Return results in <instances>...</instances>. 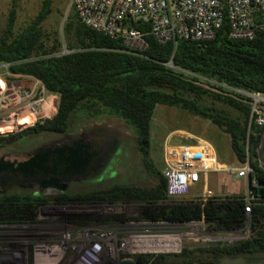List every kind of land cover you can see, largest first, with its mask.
<instances>
[{
	"label": "trees",
	"instance_id": "16d2710c",
	"mask_svg": "<svg viewBox=\"0 0 264 264\" xmlns=\"http://www.w3.org/2000/svg\"><path fill=\"white\" fill-rule=\"evenodd\" d=\"M53 0H43L37 14L17 27L13 5L0 30V65L11 75L40 81L48 94L57 97L55 114L18 132L0 134V150L43 134L68 135L81 125L115 118L133 130L136 149L146 174L147 187L114 184L91 192H57L52 196L35 191L12 190L0 195V223H35L40 208L111 207L136 205L139 214H73L60 221L78 227L112 226L129 221L199 222L209 233H233L248 227L247 240L234 244H210L183 248L179 254L139 255V264H224L244 256L264 255V172L255 155L263 127L247 103L212 92L194 81L212 82L230 91L264 97V33L251 41L229 38L224 18L214 39L158 43L149 26L133 24L145 33L147 49L133 53L121 40L111 39L85 26L71 11L62 32L45 31ZM67 53H62V50ZM243 98L242 95H238ZM157 106L179 109L209 122L229 137L237 163L246 160V144L253 174L261 188H250V212H244L245 195L207 197L183 201L167 195L166 180L151 158V121ZM126 257L122 256L121 258Z\"/></svg>",
	"mask_w": 264,
	"mask_h": 264
},
{
	"label": "built area",
	"instance_id": "2783aa9c",
	"mask_svg": "<svg viewBox=\"0 0 264 264\" xmlns=\"http://www.w3.org/2000/svg\"><path fill=\"white\" fill-rule=\"evenodd\" d=\"M70 6L85 26L121 40L133 53L147 49L145 33L133 29V24L148 25L149 34L160 44L177 39L212 40L224 18L229 23L231 40L251 41L264 33V0H71ZM7 67L0 65L7 76L0 79V134L18 132L51 118L57 106V97L48 94L40 81L11 75ZM252 111L257 114L256 125L263 127L264 117L258 115L255 107ZM163 151L162 175L170 198L187 195L201 177L210 173L244 179L249 189L258 187L248 157V143L246 160L229 165L220 164L214 146L201 139L180 144L167 142ZM249 189L245 194L246 214L253 200ZM42 208L35 223H0V264H119L122 256L179 254L183 240L195 231L200 232L198 237L207 245L223 244L221 234L236 233H209L203 221H129L88 227L60 220L46 223ZM159 238H178L179 245L167 251L165 241L161 245L155 242Z\"/></svg>",
	"mask_w": 264,
	"mask_h": 264
},
{
	"label": "rangeland",
	"instance_id": "374dc122",
	"mask_svg": "<svg viewBox=\"0 0 264 264\" xmlns=\"http://www.w3.org/2000/svg\"><path fill=\"white\" fill-rule=\"evenodd\" d=\"M43 0H0V30H2L7 22L9 10L13 5L16 6L17 19L16 26H24L30 19H32L39 11ZM71 0H53L52 14L43 24L45 31L59 30L62 32L63 25L67 15L73 11ZM66 50H62L64 53ZM3 69L0 68V79L5 80ZM206 82V81H203ZM209 85L217 86L216 84L206 82ZM29 84V83H28ZM224 89L229 90L227 87ZM260 96V95H259ZM263 99L264 97L261 96ZM264 103L260 101L259 103ZM253 109V108H252ZM50 110V109H49ZM255 112V111H254ZM260 117H264V113L258 111ZM193 117L176 108L165 106H157L151 121V158L155 164L164 168L163 164V150L164 145L169 142L172 143L176 137H184L183 131L175 130H188L195 133L201 130L193 125L190 118ZM193 119V118H192ZM100 134L108 142L110 140H117L118 147L114 152L113 157L110 159L105 170L98 176H86V178L76 180L71 183L67 191L73 192H91L100 189H106L114 184H134L138 186L147 187L152 184L151 178L148 177L143 169L139 153L136 149L133 130L121 120L115 118H103L98 122H90L84 125L78 123L75 127V132L70 134L73 139L87 138L88 135ZM214 144L216 145L217 152L222 155L226 154L224 144H227V136L222 135V140L218 136H212ZM58 135L43 134L36 137H29L16 143L13 147L0 150V158L5 157L6 160L12 161L13 159H24L27 153L35 149L56 141ZM189 139V138H188ZM191 139H199L192 137ZM105 141V142H106ZM96 151L100 150L99 145L95 146ZM220 154V155H221ZM101 156V155H100ZM231 163L236 164V161L230 159ZM230 163V164H231ZM216 184L215 188H211L209 193L211 196L225 197L231 195H245L247 189V182L244 179H234L233 177L220 173L215 175ZM12 190L25 191L20 188H10L6 192ZM44 195L52 196L56 194L54 191L44 192ZM208 196L198 197L196 200L205 199ZM46 215V223H58L62 217L75 214H88V212H95L99 215L119 214L127 218H136L139 214V209L136 205H115L111 207H54L44 206L41 210ZM207 231V230H206ZM200 232H193V236L183 240V248L205 247L207 244L203 243L198 237ZM223 244H234L239 241L247 240L250 236L248 227L234 233V234H221ZM256 260H248L244 256L229 258L224 261V264H264V255H257Z\"/></svg>",
	"mask_w": 264,
	"mask_h": 264
},
{
	"label": "water",
	"instance_id": "95a60500",
	"mask_svg": "<svg viewBox=\"0 0 264 264\" xmlns=\"http://www.w3.org/2000/svg\"><path fill=\"white\" fill-rule=\"evenodd\" d=\"M199 85L212 92L219 93L234 99L243 101L255 107L264 113V103H255L250 94L239 91L234 93L230 90L212 86L203 81H194ZM242 95V97L238 96ZM255 155L258 167L264 172V127L259 137ZM100 151H96L89 144L84 142V138L77 139L68 145L56 147L39 148L24 161H10L5 158L0 159V182L8 180L11 177L20 181H30L36 187V194L40 195L44 192H64L66 185L61 183L66 178H74L75 180L83 179L87 176V172H95L99 167L102 157ZM262 182L258 183L261 188ZM22 188H31L32 186H23ZM249 189V186H247ZM5 192H0L4 195ZM119 264H139L136 258L123 257Z\"/></svg>",
	"mask_w": 264,
	"mask_h": 264
},
{
	"label": "crops",
	"instance_id": "0c3cea01",
	"mask_svg": "<svg viewBox=\"0 0 264 264\" xmlns=\"http://www.w3.org/2000/svg\"><path fill=\"white\" fill-rule=\"evenodd\" d=\"M190 120L193 123V125L197 126L201 130V132L195 133L193 131H188V130H175V132L183 131V133H185V136L184 137H176L172 141L173 144L185 143V142H188L192 137H196V138H199L201 140H205V141L210 142L215 148L216 145L214 144V138L212 136H218V138L220 140H222V135H225V134L221 133L217 128L212 126L209 122L204 121L198 117L193 116L190 118ZM225 136H227V135H225ZM227 138H228L227 144L226 145L224 144V148H226V154L222 155L221 153L217 152L218 150H217V148H215L217 161L220 164H224V165H229L231 163L230 159H233V161H236L234 158V155L230 149L229 137L227 136ZM216 174H220V173H210L204 177H201L200 182L197 183L195 186H193L187 195H185L183 197H178L175 199L183 200V201H191V200H195L198 197L205 196V195L210 197L211 195L208 193L212 187L215 188L214 185L216 184V178H215Z\"/></svg>",
	"mask_w": 264,
	"mask_h": 264
},
{
	"label": "flooded vegetation",
	"instance_id": "af4514ba",
	"mask_svg": "<svg viewBox=\"0 0 264 264\" xmlns=\"http://www.w3.org/2000/svg\"><path fill=\"white\" fill-rule=\"evenodd\" d=\"M75 140H77V139H73V137H71L70 134L58 135V139L56 141L50 142L49 144L44 145V146L39 147V148L68 145ZM105 141L106 140L104 139L103 136H101L100 134L94 135V133H92V132L90 135H88L87 138L84 139V142L89 144L92 148L99 145L101 147L100 150H102V151H100L101 156H99V157H102L101 161L99 163V167L96 168L95 172H87V176L89 175V177H91V176L96 177V176L102 174V172L105 170L107 164L109 163L110 159L113 157L114 152L117 150V147H118V141L117 140H110L108 142L107 141L105 142ZM39 148L35 149L34 151H32L30 153H27L25 155L24 159H22V160L13 159L12 161L27 160L32 155V153L35 152L36 150H38ZM1 158H5V157H1ZM85 178H86V176H85ZM75 182H76V180L74 178L73 179L72 178H66L65 180L61 181V183H64L66 185V190L68 189V187L71 183H75ZM20 185H23V186L31 185L32 187L31 188H22ZM10 188H20L22 190L36 191L35 185L32 184L30 181H27V180H24V181L19 180L18 181L16 179L8 177V180L0 182V192L6 193V191Z\"/></svg>",
	"mask_w": 264,
	"mask_h": 264
},
{
	"label": "bare ground",
	"instance_id": "6f19581e",
	"mask_svg": "<svg viewBox=\"0 0 264 264\" xmlns=\"http://www.w3.org/2000/svg\"><path fill=\"white\" fill-rule=\"evenodd\" d=\"M0 87H3V83H2L1 80H0ZM250 97L254 100L255 103H259L260 101H264V99L261 96H259V95H252V94H250ZM50 105H51V103H50ZM164 241H165V244H166L165 250H167V251L175 250L177 248V246L179 245L178 244V238H166V239L159 238L155 242L157 244L161 245V244L164 243Z\"/></svg>",
	"mask_w": 264,
	"mask_h": 264
}]
</instances>
